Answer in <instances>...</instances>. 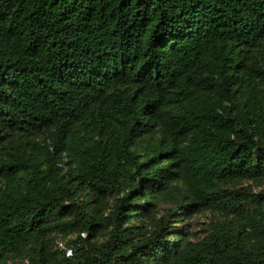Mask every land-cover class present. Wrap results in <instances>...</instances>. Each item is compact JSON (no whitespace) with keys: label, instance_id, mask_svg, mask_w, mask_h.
<instances>
[{"label":"trees","instance_id":"1","mask_svg":"<svg viewBox=\"0 0 264 264\" xmlns=\"http://www.w3.org/2000/svg\"><path fill=\"white\" fill-rule=\"evenodd\" d=\"M0 264H264V0H0Z\"/></svg>","mask_w":264,"mask_h":264},{"label":"rangeland","instance_id":"2","mask_svg":"<svg viewBox=\"0 0 264 264\" xmlns=\"http://www.w3.org/2000/svg\"><path fill=\"white\" fill-rule=\"evenodd\" d=\"M208 218L209 216L207 215H197V217L192 218L193 223H192V227H190V231L194 233V232H199V230H202L204 226H201L199 224L207 222Z\"/></svg>","mask_w":264,"mask_h":264}]
</instances>
